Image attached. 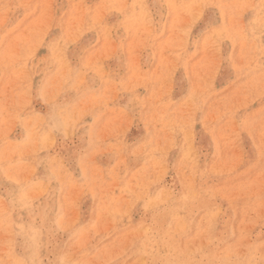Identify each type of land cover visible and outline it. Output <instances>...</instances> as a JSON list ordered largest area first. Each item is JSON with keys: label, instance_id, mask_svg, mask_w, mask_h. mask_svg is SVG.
Wrapping results in <instances>:
<instances>
[{"label": "rangeland", "instance_id": "rangeland-1", "mask_svg": "<svg viewBox=\"0 0 264 264\" xmlns=\"http://www.w3.org/2000/svg\"><path fill=\"white\" fill-rule=\"evenodd\" d=\"M108 1L0 0V264H264V0Z\"/></svg>", "mask_w": 264, "mask_h": 264}, {"label": "bare ground", "instance_id": "bare-ground-1", "mask_svg": "<svg viewBox=\"0 0 264 264\" xmlns=\"http://www.w3.org/2000/svg\"><path fill=\"white\" fill-rule=\"evenodd\" d=\"M105 1H108V0H105ZM161 1L163 2V0H161ZM177 1H179V0H177ZM202 1H203V3L205 4L204 0H202ZM205 1H206V0H205ZM209 1H211V0H209ZM212 1H213V0H212ZM232 1H233V0H232ZM232 1H230V2H232ZM109 2H110V0L108 1V3H109ZM207 2H208V1H207ZM207 2H206V3H207ZM223 2H224V1H223ZM225 2H226V1H225ZM225 2H224V3H225ZM233 2H234V1H233ZM236 2H237V1H236ZM145 3H146V2H145ZM201 3H202V2H201ZM208 3H209V2H208ZM224 3H223V4H224ZM234 3H235V2H234ZM237 3H238V2H237ZM96 4H97V3H96ZM109 4H110V3H109ZM163 4H164V2H163ZM112 5H114V4H112ZM112 5H111V6H112ZM115 5H116V3H115ZM147 5H148V4H147ZM208 5H210V4H208ZM211 5H212V4H211ZM219 5H220V3H219ZM164 6H165V5H164ZM201 6H202V5H201ZM205 6H206V5H205ZM205 6H204V8H205ZM217 6H218V5H217ZM112 7H113V6H112ZM138 7H139V6H138ZM141 7H144V6H141ZM167 7H169V6H167ZM177 7H178V6H177ZM179 7H180V6H179ZM218 7H219V6H218ZM114 8H115V6H114ZM117 8H119V6H118ZM132 8H134V6H133ZM161 8H162V6H161ZM202 8H203V7H202ZM235 8H238V6H236ZM121 9H122V8H121ZM135 9H136V8H135ZM148 9H149V8H148ZM177 9H178V8H177ZM179 9H181V8H179ZM124 10H125V9H124ZM132 10H133V9H132ZM151 10H152V8H151ZM164 10H165V9H164ZM167 10H168V9H166V11H167ZM202 10H203V9H202ZM229 10H230V8L228 9V11H229ZM233 10H234V9H233ZM216 11H218V10H216ZM238 11H239V10H238ZM130 12H131V11H130ZM200 12H201V11H199L198 13H200ZM202 12H203V11H202ZM202 12H201V13H202ZM150 13H151V12H150ZM171 13H172V12H171ZM217 13H218V12H217ZM118 14H119V13H118ZM125 14H126V13H125ZM125 14H123V15H121V16L123 17ZM228 14H229V13H228ZM232 14H233V13H232ZM127 15L130 16L129 11H128V14H127ZM153 15H155V14H153ZM129 16H126L127 19H128ZM140 16H141V14H140ZM196 16L198 17V15H196ZM232 16H233V15H232ZM134 17H135V16H134ZM136 17H138V15H137ZM136 17H135V18H136ZM220 17L223 18V15L220 16ZM129 18H130V17H129ZM122 19H123V18H122ZM125 19H126V18H125ZM134 20H135V19H134ZM134 20H133V21H134ZM197 20H198V19H197ZM219 20H220V19H219ZM130 21H131V20H130ZM130 21H127V22L129 23ZM133 21H131V22H133ZM193 21H194V20H193ZM195 21H196V20H195ZM127 22L124 21L123 23H126V24H127ZM131 22H130V23H131ZM198 22H199V21H198ZM217 22H218V20H217ZM227 22H228V21H227ZM209 23H210V22H209ZM209 23H208V24H209ZM193 24H194V23H193ZM218 24H219V22H218ZM223 24H224V23H223ZM112 25H113V24H112ZM127 25H128V24H127ZM248 25H249V24H248ZM248 25H247V26H248ZM124 26H126V25L124 24ZM128 26H129V25H128ZM132 26H133V25H132ZM194 26H195V25H194ZM222 26H223V25H222ZM229 26H230V25H229ZM133 27H134V26H133ZM133 27H132V29H133ZM199 27H200V26H199ZM233 27H234V26H233ZM122 28H123V26H122ZM124 28H125V27H124ZM127 28H129V27H127ZM212 28H213V27H212ZM215 28H216V27H214L213 29H215ZM129 29H131V28H129ZM220 29H221V28H220ZM220 29H219V30H220ZM241 29H243V28H241ZM245 29H247V28H245ZM254 29H255V28H252V30H254ZM154 30H155V29H154ZM219 30H218V32H219ZM221 30H222V29H221ZM245 31H247V30H245ZM98 32L100 33V31H98ZM130 32H132V31H130ZM130 32H129V33H130ZM212 32H213V31H212ZM224 32H225V30H224ZM243 32H244V31H243ZM129 33H127V34H129ZM215 33H216V32H215ZM220 33H222V32H219V34H220ZM222 34H223V33H222ZM197 35H198V34H197ZM205 35H206V34H205ZM205 35H204V36H205ZM247 35H248V34H247ZM253 35H254V34H253ZM202 36H203V35H202ZM218 36H219V35H218ZM220 36H221V35H220ZM193 37H194V36H193ZM225 37H227V36H225ZM225 37H224V38H225ZM194 39H195V38H194ZM218 40H219V39H218ZM240 40H241V39H240ZM255 40H256V39H255ZM195 41H196V40H195ZM202 41H204V38H203ZM228 41H229V39H228ZM192 42H193V40H192ZM219 42H221V41H219ZM251 43H252V42H251ZM190 44H191V43H190ZM203 44H204V43H203ZM191 45H192V44H191ZM201 47H202V45H201ZM228 47H229V45H228ZM221 48H222V46H221ZM239 48H240V47H239ZM201 49H202V48H201ZM226 49H227V48H226ZM229 49H231V48H229ZM244 49H245V48H244ZM221 50H222V49H221ZM239 50H240V49H239ZM252 53H253V52H252ZM249 54H250V53H249ZM150 60H151V59H150ZM196 62H197V61H196ZM246 63H247V62H246ZM198 65H199V64H198ZM199 69H200V68H199ZM249 69H250V68H249ZM230 70H231V69H230ZM236 72H237V71H236ZM252 79H253V78H252ZM211 84H212V83H211ZM224 84H225V83H224ZM251 93H252V92H251ZM252 112H254V110H252ZM57 121L59 122V120H57ZM57 121H56V122H57ZM45 124H47V123H45ZM55 124H56V123H55ZM197 126H198V125H197ZM5 150H6V149H5ZM16 156H17V155H16ZM35 156H36V155H35ZM18 157H19V156H18ZM15 158H16V157H15ZM32 158H33V157H32ZM13 159H14V158H13ZM27 160H28V159H27ZM30 160H31V159H30ZM30 160H29V161H30ZM14 161H16V160H14ZM24 162H25V161H24ZM35 162H36V161H35ZM20 163H21V162H20ZM5 165H6V167H7V165H11V164H6V163H5ZM201 167H202V166H201ZM18 168H19V167H18ZM9 170H11V169H9ZM201 170H202V169H201ZM16 171H17V170H16ZM208 175H209V174H208ZM205 176H207V173H206ZM208 178H209V176H208ZM208 180H209V179H208ZM24 184H25V182H24ZM33 186H34V185H33ZM34 187H35V186H34ZM34 187H33V188H34ZM208 188L211 189V187H208ZM18 189H19V188H18ZM205 189H206V188H205ZM205 189H204V190H205ZM0 190H1V189H0ZM208 190H209V189H208ZM5 191H6V189H5ZM19 191H20V190H19ZM206 191H207V190H206ZM15 192H16V191H15ZM202 192H203V191H202ZM1 193H3V190L1 191ZM28 193H29V192H28ZM30 193H31V192H30ZM193 193H194V191H193ZM207 193H208V192H207ZM187 194H188V192H187ZM187 194H186V196H187ZM191 194H192V193H191ZM202 194H203V193H202ZM184 195H185V193H184ZM196 195H197V193H196ZM206 195H208V194H206ZM186 196H185V198H186ZM195 197H197V196H195ZM193 199H194V198H193ZM211 201H212V200H211ZM179 203H180V202H179ZM11 206H12V204H11ZM18 207H19V206H18ZM175 210H176V209H175ZM180 210H181V209H180ZM12 211L15 212L14 209H13ZM17 211H18V210H17ZM177 211L179 212V210H177ZM206 211H207V209H206ZM174 212L176 213V211H174ZM178 212H177V213H178ZM209 212H210V211H209ZM209 212H208V213H209ZM194 213H195V212H194ZM206 213H207V212H206ZM215 213H216V212H215ZM29 214H30V213H29ZM31 214H32V213H31ZM43 214H44V213H43ZM46 214H47V213H46ZM143 214H144V213H143ZM192 214H193V213H192ZM201 214H202V213H201ZM173 215H175L174 217L176 218V214H173ZM51 216H52V215H51ZM161 216H162V215H161ZM180 216H181V214H180ZM198 216H199V215H198ZM198 216H197V217H198ZM201 216H204V215H201ZM212 216H213L212 214H211V216H208V215H207V217H208V218L210 217V219H211ZM48 217H49V216H48ZM171 217H173V216H171ZM174 217H173V218H174ZM199 217H200V216H199ZM205 217H206V216H205ZM205 217H203V220H204ZM207 217H206V218H207ZM168 218H170V217H168ZM187 218H188V217H186V219H187ZM189 218H190V217H189ZM180 219H181V218H180ZM196 219H197V218H196ZM201 219H202V218H201ZM177 220H178V219H177ZM199 220H200V218H199L197 221H199ZM174 221H175V220H174ZM197 221H196V222H197ZM201 221H202V220H201ZM207 221H208V220H207ZM1 222H2V220H1ZM53 222H55V221H53ZM170 222H171V221H170ZM175 222H176V221H175ZM178 222H179V221H178ZM178 222H177V224H178ZM210 222H211V221H210ZM212 222H213V220H212ZM212 222H211V224H212ZM45 223H46V222H45ZM45 223H44V224H45ZM187 223H188V222H185V224H187ZM197 223H199V222H197ZM201 223H203V222H201ZM201 223H200V225H201ZM21 224H22V223H21ZM173 224H174V223H173ZM205 224H207V223H205ZM14 225H15V224H14ZM167 225H168V224H167ZM188 225H189V224H188ZM194 225H195V224H194ZM194 225H192L193 228H194ZM36 226H37V224H36ZM174 226H175V225H174ZM186 226H187V225H186ZM197 226H198V228H199V225H198V224H197ZM197 226H196V227H197ZM201 226H202V225H201ZM201 226H200V227H201ZM25 227H26V226H25ZM51 227H53V225H51ZM166 227H167V226H166ZM171 227H172V226H171ZM164 228H165V227H164ZM188 228H189V226H188ZM193 228H192V229H193ZM14 229H15V227H14ZM50 229H51V228H50ZM182 229H183V227H182ZM184 229H185V228H184ZM184 229H183V230H184ZM16 230H19V229H16ZM83 230H84V229H83ZM86 230H87V229H86ZM172 230H174V229L172 228ZM172 230H171V231H172ZM167 231H168V230H167ZM186 231H188V230H186ZM48 233H49V232H48ZM53 234H54V233H53ZM15 235H16V234H15ZM160 236H161V235H160ZM160 236H159V237H160ZM150 237H151V236H150ZM163 237H164V236H163ZM182 237H183V235H182ZM152 238H153V237H152ZM52 239H53V238H52ZM161 239H163V238H161ZM163 240H165V237H164ZM156 241H157V240H156ZM182 241H183V239H182ZM157 242H158V241H157ZM157 242H156V243H157ZM162 242H163V241H162ZM147 243H148V242H147ZM150 244H151V243H150ZM150 244H149V245H150ZM164 244H165V242L162 244V245H163L162 247H164ZM18 245H19V244H18ZM18 245H17V246H18ZM147 245H148V244H147ZM153 245H154V244H153ZM155 245H157V244H155ZM165 245H166V244H165ZM20 246H21V245H20ZM157 246H158V245H157ZM170 246H171V245H170ZM160 247H161V245H160ZM162 247H161V249H162ZM146 248H148V247H146ZM149 248H150V247H149ZM149 248H148V250H149ZM164 248H165V247H164ZM172 248H173V247H172ZM159 249H160V248H159ZM57 250H58V249H57ZM133 250H134V249H133ZM152 250H154V249H152ZM254 251H257V250H254ZM23 252H24V251H23ZM133 252H134V251H133ZM153 253H154V252H153ZM144 254H145V253H144ZM146 254H148V253H146ZM151 254H152V253H151ZM255 255H256V254H255ZM132 256H134V255H132ZM144 256H145V255H144ZM250 256H251V255H250ZM157 257H158V255H157ZM254 257H255V256H254ZM64 258H65V257H64ZM183 259H184V258H183ZM184 261H185V260H184ZM59 262H60V261H59ZM85 262H86V261H85ZM30 263H31V262H30ZM63 264H64V263H63ZM171 264H172V263H171Z\"/></svg>", "mask_w": 264, "mask_h": 264}]
</instances>
